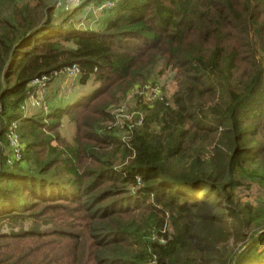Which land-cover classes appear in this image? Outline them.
<instances>
[{"label": "trees", "instance_id": "obj_1", "mask_svg": "<svg viewBox=\"0 0 264 264\" xmlns=\"http://www.w3.org/2000/svg\"><path fill=\"white\" fill-rule=\"evenodd\" d=\"M56 3L0 0V264H264V0H121L98 29ZM73 64L97 87L25 116ZM165 72L126 140L100 126Z\"/></svg>", "mask_w": 264, "mask_h": 264}, {"label": "rangeland", "instance_id": "obj_2", "mask_svg": "<svg viewBox=\"0 0 264 264\" xmlns=\"http://www.w3.org/2000/svg\"><path fill=\"white\" fill-rule=\"evenodd\" d=\"M56 1L60 4V6L59 8H55V13H61L63 7H67L68 12L70 13L68 22L70 21L71 24L76 25L78 28L98 29L103 25L105 20L107 21L111 17L110 11L101 8L103 5V0ZM78 1H80V3H77ZM98 2L100 4L97 5ZM79 77L75 79L57 78L50 82L47 93L44 97V102L46 105L49 107L52 105V107H54L56 104L60 105L68 101V104L73 103L76 98L79 99L80 96L88 95L90 92H92L94 87H97V85L91 81L85 86H81L79 84ZM145 86L157 87L159 90V95L164 99H169L176 89V82L173 79L172 73L165 72L156 78L133 85L125 93V95H116L113 98L115 101L109 104L107 107L108 110L106 109V112L110 115L111 120L102 122L100 126L105 127L107 131L120 140H126L127 135L130 132L128 129L131 126L132 127L130 129L139 127V125H141V120H143L145 115L144 109L151 107L154 102L148 98L141 99L139 93ZM25 112L27 116H34L40 111L30 107L28 103L24 113ZM74 133V125L64 117L61 120V126L58 130L59 137L63 141L69 142L72 140ZM243 200H247V198H244ZM3 230L7 231L9 229L5 227Z\"/></svg>", "mask_w": 264, "mask_h": 264}, {"label": "built area", "instance_id": "obj_3", "mask_svg": "<svg viewBox=\"0 0 264 264\" xmlns=\"http://www.w3.org/2000/svg\"><path fill=\"white\" fill-rule=\"evenodd\" d=\"M120 0H103V5L101 8L110 10L115 7L117 2ZM77 3H80L78 1ZM60 4L58 3L57 8H59ZM65 10H68L67 7H64ZM80 76V69L78 65L73 64L67 68H64L63 70L59 72H54L52 76L43 75L40 78H37L33 80L30 84V90L27 94V98L24 102V104L21 107V110L23 111V114L25 116L26 107L29 106L36 109L37 111L44 112L45 114L49 112V106L46 105L44 102L45 94L47 93L48 86L51 82V80L54 78H65V79H75ZM139 95L141 96V99L148 98L149 100L156 101V100H162L163 97L159 95V90L157 87H144ZM16 123H12L11 127L9 128V132L7 135V141L9 144V149L11 152V157L8 160V163L12 165L14 162H18L20 160V153L22 150V147L20 145V139L15 131Z\"/></svg>", "mask_w": 264, "mask_h": 264}]
</instances>
